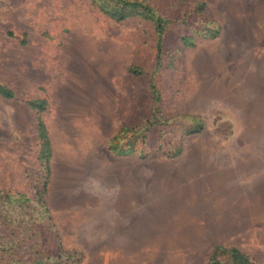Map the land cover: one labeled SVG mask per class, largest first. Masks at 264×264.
Instances as JSON below:
<instances>
[{
	"label": "rangeland",
	"instance_id": "obj_1",
	"mask_svg": "<svg viewBox=\"0 0 264 264\" xmlns=\"http://www.w3.org/2000/svg\"><path fill=\"white\" fill-rule=\"evenodd\" d=\"M141 1L170 20L158 66L149 19L115 20L91 0H0V85L12 92L0 94V264L28 261L35 240L45 255L61 247L59 264H209L215 245L264 264V0ZM147 119L144 138L116 140L129 152L109 148ZM182 166L189 176H173ZM126 171L128 216L115 206ZM172 180L198 192L173 225L149 218L134 233Z\"/></svg>",
	"mask_w": 264,
	"mask_h": 264
},
{
	"label": "trees",
	"instance_id": "obj_2",
	"mask_svg": "<svg viewBox=\"0 0 264 264\" xmlns=\"http://www.w3.org/2000/svg\"><path fill=\"white\" fill-rule=\"evenodd\" d=\"M93 4H95L99 10L106 13L109 17L115 19V20H123L129 16L132 15H139L141 17H144L146 19H149L154 24V28L157 34V40H156V49H157V55H156V65H159L160 62V51H161V41H162V35L164 34L166 27L168 23L170 22L169 19L165 18L163 15L159 14L153 6L147 4L145 1L141 0H91ZM204 7L203 3H198L195 6V10L201 11ZM209 35L211 37L216 36L219 33V29H210L208 31ZM182 42L184 46H192L193 45V37L192 36H184L182 38ZM130 71L137 72L135 68H131ZM0 94L6 98H10L12 96V92L0 85ZM30 106L34 109H36L37 112H41L44 109L45 102L40 99L36 100H30L29 102ZM154 123V121H151L150 119H147V121L144 123L143 126L139 128H128V127H122L119 129L116 135H114L110 141H109V148L114 151L117 154L127 153L130 151L132 147H128L129 149H125L116 140H118L121 137H124L127 135L128 132H131L130 134V140H135L142 136L144 138L146 129L151 126ZM202 122L200 120H197L195 123V126L191 128V132H196L202 129ZM36 131L37 136L40 141V150H39V159L43 161L45 169L48 171V161L50 156V146H49V139L47 136V132L44 126V123L42 122L41 118L37 116V124H36ZM135 142V141H134ZM131 141H128V144L133 143ZM46 182L43 183V190L39 192V198L42 196V193L45 190ZM7 198V197H6ZM20 203L22 204L21 209L25 208V203L28 201L27 198L20 196L19 198ZM41 200V199H40ZM2 216L0 214V220ZM17 235V234H16ZM2 234H0L1 239ZM6 238L2 236V239ZM9 239V238H7ZM5 245V244H4ZM8 245V243H7ZM17 246H19L18 250H21V246L19 243H16ZM59 245V244H58ZM13 245L9 246L11 249ZM15 247V245H14ZM37 247V249H35ZM39 247V248H38ZM4 248V247H2ZM13 249V248H12ZM49 253L52 255H45V250L42 246L39 245L38 241L35 240L33 244L29 246L30 251V258L28 261L23 260V258L16 256L17 260H13L16 264H59L64 255V250L61 247L56 248V254L52 252L51 249H47ZM13 252L14 249L12 250ZM17 255V253H16ZM219 256H223V259H220ZM15 257V256H13ZM67 258L72 257L71 254H68L66 256ZM73 263H76L80 260V257L73 258ZM50 260H54L53 262H50ZM209 264H254L253 260L249 255L239 250L237 247H222L220 245H215L209 258Z\"/></svg>",
	"mask_w": 264,
	"mask_h": 264
},
{
	"label": "crops",
	"instance_id": "obj_3",
	"mask_svg": "<svg viewBox=\"0 0 264 264\" xmlns=\"http://www.w3.org/2000/svg\"><path fill=\"white\" fill-rule=\"evenodd\" d=\"M125 165H128V163H125ZM132 165V164H130ZM189 170L192 171V168L189 166H182L175 170L176 174H173V176H178L179 178L187 177L189 176ZM190 171V173H191ZM123 179H125V184H121V189L119 192H117V198L115 199V206L117 209L121 210H127V212L122 213V215L128 216V210L132 212L133 209V194L128 193L131 192V189H128L129 184L128 177H130L129 172L126 171ZM176 181V180H175ZM170 181L172 184L165 185L164 189H154V192H150L152 195L156 194V199L154 200L152 204V212H149L147 214H144V216L140 217L142 218L140 221H136V228L134 230V233H137L138 235L144 234V228L145 226L150 224L149 218H156L157 225H173L175 221L172 220L176 218V210L177 208H182L183 203H186V199L188 197L189 192L190 193H197L198 189L196 188H189L188 190L182 189L179 182ZM179 181V180H178ZM173 182L175 184H173ZM167 184V183H166ZM178 184V185H177ZM130 188V187H129ZM128 191V192H125ZM175 231V230H174ZM179 232V230H176ZM133 232V231H132ZM147 232V231H145Z\"/></svg>",
	"mask_w": 264,
	"mask_h": 264
}]
</instances>
